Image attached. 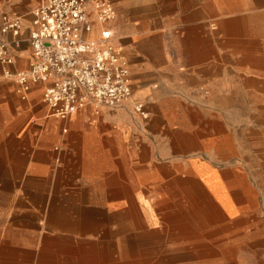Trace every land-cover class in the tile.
Here are the masks:
<instances>
[{"label": "crops", "instance_id": "obj_1", "mask_svg": "<svg viewBox=\"0 0 264 264\" xmlns=\"http://www.w3.org/2000/svg\"><path fill=\"white\" fill-rule=\"evenodd\" d=\"M174 1L113 0L117 13L113 22L101 25L92 19V29L85 37L96 40L102 31H108L111 44L128 64L132 97L120 109L100 107L96 111L87 105L65 121L54 119L42 102L46 83L31 84L26 98L21 99L17 85L1 75L0 65V167H23L27 177L41 183L47 181V166L53 160L61 170L62 183L70 176L81 180L102 176L86 181L102 184V189L83 188L72 194L79 199L97 195L99 199L114 200L116 203L105 208L108 216L119 213L126 217L129 212L133 216L126 206L130 200L144 204V200L156 199L157 205V199L166 193L159 189L160 184H168L171 191L176 184L195 183V190L207 200L213 218H217L219 198L216 201L202 186L205 172L200 174L198 170L216 172L218 180L220 176L225 183L219 173V153L225 156L229 151L236 152L237 141L229 130V115L222 111V104L236 102L241 94L253 103L264 104V3L216 4V11L210 14L219 12V33L214 37L205 27L198 26L194 31L187 27L206 21L207 3ZM40 2L0 0V14L21 17L23 24L22 45L12 70L28 69L31 51L26 40L31 13ZM202 88H208L209 94L198 95ZM133 103L144 106L146 119L132 111ZM256 118L264 120V113H257ZM243 137L255 151H264V128L245 129ZM13 176L0 175V184H14ZM221 214L231 216L228 211ZM89 215L81 214L79 221L65 224L72 228L62 229L81 239H65L48 232L32 235L31 229L21 223L2 225L20 234L18 239H0V264H108L107 252L101 249L112 244L120 249L121 262L127 263L128 247L137 248L141 242L158 251L152 253L153 258L183 264L190 260L195 264L208 262L198 260L206 255L191 250L208 247V240L90 239L97 234ZM160 248L169 250L159 252Z\"/></svg>", "mask_w": 264, "mask_h": 264}, {"label": "rangeland", "instance_id": "obj_2", "mask_svg": "<svg viewBox=\"0 0 264 264\" xmlns=\"http://www.w3.org/2000/svg\"><path fill=\"white\" fill-rule=\"evenodd\" d=\"M116 1L158 3L160 0ZM174 3H207L209 16L206 21L202 24L193 22L187 27L192 31L198 26L205 27L208 33L216 37V33H219V12L217 15H210L211 12L216 11L214 8L216 4L264 3V0H175ZM211 25H215L216 29L211 30ZM178 31L181 33L180 30ZM222 108V111L229 115L227 116L228 127L237 141L236 152L229 151L225 156L219 153V173L223 176L225 183L220 176L218 180L216 172L198 170L200 174L205 172L206 179L202 186L213 194L216 201L219 198L217 218H213L214 211L208 207L209 203L203 195L195 189L186 192L182 183L176 184L171 191H169L168 184H160L159 189L166 193L162 194L159 200L157 199V205H155L156 199H148L150 203L144 200L145 205L135 200L128 201L126 206L133 211V216L130 212L125 217L114 211L112 216H108L105 208L110 206V203H116L114 200L99 199L97 195L79 199L77 194H72V191H79L83 188L92 191L102 189V184L92 185L86 181L100 180L103 177L95 175L83 177L81 180L79 177L75 179L70 176L65 177V183H62L61 170L53 160L47 166L48 178L45 183H41L39 179L27 177V169L23 167H0V175L14 174L13 177L16 180L12 185L0 184V228L4 229L0 231V239L19 238L20 232H14L13 228H5L6 226L2 227V225L13 223L26 225L25 229H31L32 235L48 232L50 235H58L65 239H81L62 229L72 228L70 224H65L79 221L82 218L81 214L86 213L90 214L89 217L93 220L97 234L90 239L106 241L122 239L142 241L158 238L161 240L181 238V241L208 240V247L191 249L193 252H201L207 256L198 258V260H208L205 264H264V151H255L254 146L243 137L245 129L254 126L264 128V120L258 121L256 118L257 113H264V104L253 103L251 99L241 94L236 102L222 104ZM27 125L29 121L25 127ZM25 127L21 129L17 138L20 137ZM56 152L55 147H52V153ZM79 180L83 182H77ZM28 181L31 184H28ZM4 188L8 191L4 192ZM175 188L178 190L174 192ZM190 194L195 198L193 204L189 200ZM117 210L118 208H115V211ZM227 211L231 216L221 214ZM56 212L59 215H56ZM18 213H27V215L14 216ZM181 229L186 233L179 231ZM110 246L101 249L107 252L105 262L108 264H183L170 263L169 258H153L152 253L158 251L146 247L143 242L137 248L128 247L129 257L128 262L125 263L124 260L121 262L120 249L115 244ZM167 250L169 249L160 248L159 252ZM131 253L137 256L132 257ZM130 260L137 262H130ZM187 264L195 263H191L190 260Z\"/></svg>", "mask_w": 264, "mask_h": 264}, {"label": "built area", "instance_id": "obj_3", "mask_svg": "<svg viewBox=\"0 0 264 264\" xmlns=\"http://www.w3.org/2000/svg\"><path fill=\"white\" fill-rule=\"evenodd\" d=\"M31 17L26 40L31 59L27 70L15 71L11 67L22 45V19L0 14L1 75L17 85L21 99L31 84L46 83L42 102L49 115L61 121L87 105L96 111L117 110L131 100L128 64L111 44L110 33L102 31L96 40L85 37L93 18L101 25L115 20L113 0H41ZM197 93L205 96L209 89ZM132 111L147 118L141 103H133Z\"/></svg>", "mask_w": 264, "mask_h": 264}, {"label": "bare ground", "instance_id": "obj_4", "mask_svg": "<svg viewBox=\"0 0 264 264\" xmlns=\"http://www.w3.org/2000/svg\"><path fill=\"white\" fill-rule=\"evenodd\" d=\"M184 187H185V191L186 192H188V191H190V190H193V189H197L198 188V186H197V184L195 185V183H190V184H184L183 185ZM182 186V187H183ZM207 186V185H206ZM208 187V186H207ZM183 189V188H182ZM198 190V189H197ZM203 190V189H202ZM194 191V190H193ZM195 194H196V192H195ZM197 198V197H196ZM194 197H192L191 196V194H190V196H189V200L191 201V203L193 204V201H194ZM201 199V198H200ZM199 204V203H198ZM194 206L195 207H197V205L196 204H194ZM207 206V205H206ZM203 207V206H202ZM209 207V206H208ZM204 208V207H203ZM197 209V208H196ZM198 210V209H197ZM203 212V211H202Z\"/></svg>", "mask_w": 264, "mask_h": 264}]
</instances>
